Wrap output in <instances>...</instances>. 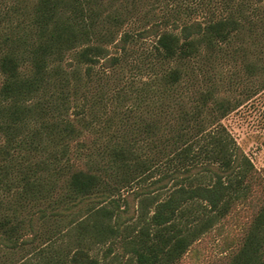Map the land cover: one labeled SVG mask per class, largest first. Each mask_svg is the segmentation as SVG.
<instances>
[{
    "label": "trees",
    "instance_id": "trees-1",
    "mask_svg": "<svg viewBox=\"0 0 264 264\" xmlns=\"http://www.w3.org/2000/svg\"><path fill=\"white\" fill-rule=\"evenodd\" d=\"M212 1L199 0V9ZM228 1L223 2L225 9ZM138 3L31 0L27 13L1 28L0 247L15 250L39 237L36 224L48 207L52 214H60L86 200L90 204L84 217L91 220L79 222L78 229L90 241L113 242L121 225L137 213L144 222L138 230L125 227L129 228L123 246L130 254L125 264H177L201 235L250 196L254 166L219 123L232 109L230 101L216 98L214 87H208L194 92V98L188 96L190 103L185 104L181 88L185 81L186 90L193 84L195 70L190 64L200 54L210 55L246 24L250 36L258 26L264 29V11L259 15V7L239 0L225 15L187 20L180 18L174 4L171 13L178 16L172 26L167 16L164 25L154 22L136 32L120 31ZM192 7L185 9L193 11ZM149 36L153 37L152 74L136 88L133 105L113 106L96 130L100 106L105 107L103 100L110 96L108 88L101 87L88 104L89 86L111 73L106 69L123 77L118 68L137 41ZM110 44L120 53L110 55ZM98 64L103 71L96 69ZM135 68L141 69L139 64ZM111 97L124 101L125 88ZM81 99L83 103L77 102ZM157 99L158 105H153ZM142 105L146 112L138 116L136 133L134 128L113 140L117 135L109 129L115 116L127 122L129 116L137 117ZM94 131L99 137L89 141L86 134ZM107 132L109 138L102 142L100 137ZM143 135L151 138L155 149L151 155L139 150ZM59 182L63 197L38 206L26 220L21 213L51 199ZM125 187L137 201L131 214L126 197L122 204L114 198ZM6 196L11 201H5ZM65 199L70 203L63 207ZM27 230L31 236L26 239ZM33 251L40 259L30 264H101L89 253L81 234L70 251L50 246ZM227 264H264V200Z\"/></svg>",
    "mask_w": 264,
    "mask_h": 264
},
{
    "label": "rangeland",
    "instance_id": "rangeland-1",
    "mask_svg": "<svg viewBox=\"0 0 264 264\" xmlns=\"http://www.w3.org/2000/svg\"><path fill=\"white\" fill-rule=\"evenodd\" d=\"M30 1L0 0V30L10 21L14 22L17 16L22 17L23 13H27ZM238 1L229 0L227 5L229 8L227 9L224 8V0L212 1L205 9H199V0H139V6L136 7V11H134V14L127 15V19L120 31L129 30L136 32L143 27L150 26L154 22H161L162 24V21L167 16H171L168 25L172 26L171 22L177 14L175 11L171 13L174 4H177L176 8L178 12L180 11L181 19L204 20L207 16L219 17L227 14L229 9L236 7ZM243 1L249 6L259 7L260 9L257 11L259 15L264 11V0ZM117 3L119 2L117 1ZM188 5L191 8L194 6L195 9L193 11L185 9ZM120 8L122 9L121 6ZM243 11L249 13L251 9L244 8ZM250 15L251 18H254V15ZM152 47V36L139 39L129 53L126 62L118 68L119 71L122 70L121 74L123 77L113 74L116 70L106 69L104 72L108 73L111 71V73L102 79L104 80V85L101 83L102 80H95L89 86V91L87 92L88 101L86 103H90L92 96L101 91V87L103 89L108 88V95L111 98V100L110 98L103 100V104H106L105 107H102V104L100 106L99 114L101 118L94 123L96 130L103 126L105 123L104 119L110 116L108 114L111 113L113 106L118 107L121 103L126 107L133 105L136 88L142 87L143 82L147 81L152 74L150 63L153 60V56L149 55ZM108 49L110 55L120 53V50L114 44H110ZM70 59L71 56L68 58V62H70ZM191 63L190 66H193L195 70V80L191 87L188 88L189 91L184 89L186 81L183 82L181 88L183 103L189 104L188 96L194 98L197 95L194 92L202 91L208 87H214L216 98L230 101L232 109L219 120V123L225 127L243 153L252 162L254 166V185L250 196L245 200L239 201L225 218L201 235L189 247L177 264H227L234 251L241 246L255 214L264 200V29L260 25L254 28L253 34L250 36L249 27L246 24L243 31L241 29L233 34L227 42L220 44L219 48L213 53L210 55L200 54ZM135 64H139L141 67L140 71H137ZM65 66L70 68L67 63H65ZM96 69L99 71L104 70L100 64L96 66ZM108 77L110 78L109 80H107ZM131 82L133 83L132 85H130ZM122 86L125 88V100L116 101V99H112L111 95ZM77 102L83 103V100L81 99ZM153 105H158V99L157 103L155 102ZM140 109L142 111L136 112L138 113L137 117L129 116L127 122H122L119 116H115V122L111 124L112 126L109 129L110 133L114 132L117 135L111 136L113 140H116L122 132H129L134 130V128L136 133V121L140 120L138 116H144L146 112L143 105ZM109 132L101 135L100 140L102 142L108 140ZM97 136L99 137V132L96 131L86 134L89 141L96 139ZM135 138L140 137L135 136ZM88 144L91 146L90 142ZM138 144L139 150L144 155L153 154L155 149L151 146L150 137L143 135ZM158 174L156 172L154 178ZM147 182L148 180L145 182L139 181V183L137 181L132 184L131 188H137ZM62 186L61 182H59L56 189L50 193L51 199H43L36 206L27 207L21 215L27 220L28 216L32 211H36L38 206H46L48 201L53 203L51 200L63 197L65 190L62 189ZM129 189V187L121 189L114 194V198L119 199L122 204L123 197H126L130 207L129 214H131L137 201L130 195ZM10 199L12 198L7 196L4 198L5 201H11ZM69 203L70 201L65 199L62 206H67ZM87 204L90 203L85 200L81 204L78 203L76 207L65 209L60 214H52L48 207L46 215L36 224L39 237L37 236L33 241L27 240L22 247L15 250L0 247V264H17L19 262L30 264L40 259L37 251L33 250L46 246H50V249L54 250L66 248L70 251L77 246L80 234L82 235L83 243L89 248V253L97 257L101 264H125L127 257L130 255L125 253L123 246L124 241L122 239L129 228L127 227V230H125V227L131 225L138 230L144 222L143 218L135 213L134 218L127 222L128 225H121L113 242L108 240L95 244L92 240L90 241L85 232H80L78 229L79 222L83 220L85 223H89L91 220V218L84 217ZM30 234V231L27 230L25 238H30Z\"/></svg>",
    "mask_w": 264,
    "mask_h": 264
}]
</instances>
